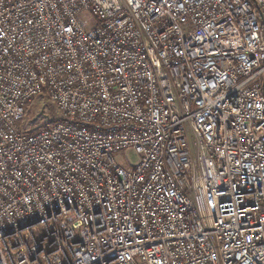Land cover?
I'll use <instances>...</instances> for the list:
<instances>
[{
  "label": "built area",
  "instance_id": "built-area-1",
  "mask_svg": "<svg viewBox=\"0 0 264 264\" xmlns=\"http://www.w3.org/2000/svg\"><path fill=\"white\" fill-rule=\"evenodd\" d=\"M0 264H264V0H0Z\"/></svg>",
  "mask_w": 264,
  "mask_h": 264
},
{
  "label": "rangeland",
  "instance_id": "rangeland-1",
  "mask_svg": "<svg viewBox=\"0 0 264 264\" xmlns=\"http://www.w3.org/2000/svg\"><path fill=\"white\" fill-rule=\"evenodd\" d=\"M33 103H31L30 107L27 110L26 115L22 118L21 125L24 129H34L38 125H42L45 123L44 117L42 115H48L49 119H57L58 111L56 106L49 100V98L41 94L36 99H34ZM41 115V116H40ZM37 117V119H33ZM113 159L117 162H126L128 164V160L131 163H137L139 160V154L134 149H124L120 150L113 154Z\"/></svg>",
  "mask_w": 264,
  "mask_h": 264
}]
</instances>
